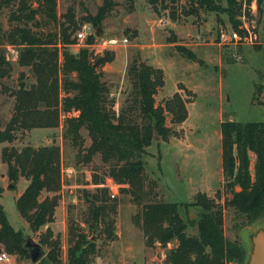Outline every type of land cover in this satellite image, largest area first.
<instances>
[{
  "label": "trees",
  "instance_id": "16d2710c",
  "mask_svg": "<svg viewBox=\"0 0 264 264\" xmlns=\"http://www.w3.org/2000/svg\"><path fill=\"white\" fill-rule=\"evenodd\" d=\"M180 1L188 6V11L181 12L186 15L221 9L213 0H148V4L156 12L158 3L167 9ZM226 4L224 12L236 30L237 0H226ZM258 4L260 15L264 0H258ZM112 6L111 0H103L95 15H87L82 20L97 27ZM56 8V0H0V10H9L8 20L19 24L7 31L0 29V78L7 77L11 68L6 56V49L11 46L17 52V64L29 68L35 79L28 87L25 75H20L19 87L12 93L14 114L0 130V145L12 143L19 130L57 128L63 119V140H69L83 154L86 163L99 154L102 163L107 165V177L119 187V193L130 196L140 208L133 219L140 227L145 245L165 248L169 243H176L167 252L164 264H244L245 250L239 243L226 240L223 210L214 199L203 193L195 196L192 206L199 210L197 233L188 235V223L180 215L178 205L155 200L156 183L146 182L143 157L152 145L153 133L167 142L171 129L166 126V115L176 125L187 118L185 102L178 93L163 105L156 104L155 95L164 86L162 69L133 60L126 72L129 89L122 93L123 100L116 110V100L102 80V68L115 58L113 51L94 54L90 49L94 38L91 35L84 47L71 53L67 47L73 44L70 37L78 29L73 15L67 17V27L61 24L59 32L53 34L36 33L30 27L38 18L57 25ZM170 13L174 19V8ZM82 129L91 141L83 150ZM250 155L254 157V180L249 173ZM1 158L11 181L23 178L27 182L15 200L19 216L32 232L46 227L38 242L48 252L37 264H61L60 240L48 226L54 222L62 187L60 147L55 144L25 146L20 150L2 147ZM221 167L224 190L231 194L224 206L246 215L250 223L264 218V122L222 124ZM92 183L102 185L96 176ZM84 196L88 210L82 221L68 220L66 264H90L95 256L96 245L89 240L81 223L91 232L99 229L106 238H116L117 198L105 187L84 191ZM100 225L103 227L99 228ZM0 244L11 255L27 254L21 232L10 226L1 206Z\"/></svg>",
  "mask_w": 264,
  "mask_h": 264
},
{
  "label": "rangeland",
  "instance_id": "374dc122",
  "mask_svg": "<svg viewBox=\"0 0 264 264\" xmlns=\"http://www.w3.org/2000/svg\"><path fill=\"white\" fill-rule=\"evenodd\" d=\"M111 1L113 6L101 24L97 27L91 25L92 34L84 31L83 26L87 23L82 19L95 15L103 0H56L57 25L38 18L30 27L36 33L53 34L57 30L59 32L61 24L67 27V17L73 15L78 29L70 37L73 44L67 47L71 53L84 47L91 35L94 38L90 49L94 54L113 51L115 59L102 68V80L116 100V110L123 100L122 93L129 89L126 72L133 60L162 69L164 86L155 95L156 104L163 105L165 100L178 93L185 102L187 118L176 125L171 122V116L166 115V126L171 129L167 142L162 141L156 132L153 133L152 145L143 157L146 182L156 183L155 200L178 205L180 215L188 223V235L197 233L199 210L192 206L195 196L203 193L214 199L223 210L226 240L242 246L246 253L244 264H248L252 239L258 233H264V218L250 223L246 215L224 206L231 194L225 192L223 187L221 126L223 123L241 125L264 122V5L260 6L261 13L256 21L257 40L248 45L219 44L220 32H227L232 26L228 13L224 12L226 0H213L220 10H200L197 15L181 13L188 11L184 1L167 9H162L158 3L156 12L148 0ZM172 8L176 12L174 19L170 13ZM8 14L9 10H0V29L5 31L19 25L17 21L10 22ZM80 32L84 33L81 39L77 37ZM113 35L126 38L128 43L104 47L102 41ZM6 56L11 68L7 77L0 78V130L6 127L14 114L15 99L12 93L19 87L20 75H25L24 82L28 87L35 83L29 68L17 64L15 48L8 46ZM63 121L57 128L19 130L12 143L0 145V206L10 226L21 232L27 253L25 256L11 255L0 244V253L10 257V262L5 264H37L46 256L48 249L38 242L39 235L46 227L32 232L16 210L15 200L24 191L27 182L23 178L17 182L8 178L1 148L20 150L25 146L51 144L58 145L61 150L62 187L58 192L54 222L48 226L54 237L60 240L61 264L67 263L68 220L82 221L83 214L88 210L84 191H93L97 187L107 188L110 195L117 198L114 215L116 238H106L99 229L91 232L81 223L89 240L96 245V253L90 264H164L167 252L176 243H169L165 248L145 245L140 227L133 219L140 208L131 201L130 196L119 193V187L107 177V165L102 163L99 154L86 163L83 154H79L69 140H63ZM81 137L83 150L89 147L91 141L84 129L81 130ZM249 173L254 180L252 155ZM94 176L102 182L101 186L92 183ZM236 190H239L238 187ZM34 244L39 245L43 252L35 262L29 255V249Z\"/></svg>",
  "mask_w": 264,
  "mask_h": 264
},
{
  "label": "built area",
  "instance_id": "2783aa9c",
  "mask_svg": "<svg viewBox=\"0 0 264 264\" xmlns=\"http://www.w3.org/2000/svg\"><path fill=\"white\" fill-rule=\"evenodd\" d=\"M239 6V12L236 16L238 22L237 29L235 30L232 26L225 32L221 31L219 35V44L226 43H240L252 45L257 40L256 34V21L259 17V4L258 0H237ZM84 31L90 33L92 27L90 24L83 26ZM79 39L84 37V33L80 32L77 34ZM128 40L119 35L109 36L102 41L104 47H112L119 44H127ZM10 262V257L6 253H0V264Z\"/></svg>",
  "mask_w": 264,
  "mask_h": 264
},
{
  "label": "water",
  "instance_id": "95a60500",
  "mask_svg": "<svg viewBox=\"0 0 264 264\" xmlns=\"http://www.w3.org/2000/svg\"><path fill=\"white\" fill-rule=\"evenodd\" d=\"M29 255L33 262L40 259L43 255L42 249L39 245L34 244L31 247ZM248 264H264V233H258L252 239V251L249 255Z\"/></svg>",
  "mask_w": 264,
  "mask_h": 264
},
{
  "label": "crops",
  "instance_id": "0c3cea01",
  "mask_svg": "<svg viewBox=\"0 0 264 264\" xmlns=\"http://www.w3.org/2000/svg\"><path fill=\"white\" fill-rule=\"evenodd\" d=\"M135 39H137V37H135ZM116 56V55H115ZM115 59V58H114ZM174 247V246H173Z\"/></svg>",
  "mask_w": 264,
  "mask_h": 264
}]
</instances>
